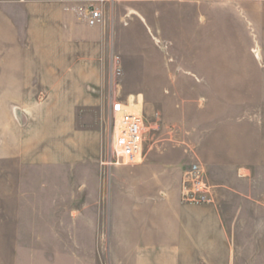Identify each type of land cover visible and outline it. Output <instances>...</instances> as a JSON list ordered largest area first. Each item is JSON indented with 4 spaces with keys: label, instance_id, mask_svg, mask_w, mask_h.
<instances>
[{
    "label": "rangeland",
    "instance_id": "rangeland-1",
    "mask_svg": "<svg viewBox=\"0 0 264 264\" xmlns=\"http://www.w3.org/2000/svg\"><path fill=\"white\" fill-rule=\"evenodd\" d=\"M16 2L0 0V190L16 174L23 211L0 223V264H63L72 247L114 264L118 212L195 161L234 264H264V0H73L104 9L100 42L53 18L62 0ZM113 95L147 120L135 164L113 147Z\"/></svg>",
    "mask_w": 264,
    "mask_h": 264
},
{
    "label": "crops",
    "instance_id": "crops-1",
    "mask_svg": "<svg viewBox=\"0 0 264 264\" xmlns=\"http://www.w3.org/2000/svg\"><path fill=\"white\" fill-rule=\"evenodd\" d=\"M29 1L16 3L25 7ZM72 1L62 0L65 10L53 18H61L66 31L73 27V33L84 41L104 39L106 23L91 25L88 15L92 9L85 10ZM249 174V169L239 173L243 178ZM181 179L182 174L170 184L158 180V188L147 185L142 197L126 206L125 214L118 212L121 223L114 230V264H234L237 249L229 230L232 223L225 222L217 205L184 203ZM13 180L12 187L0 190V223H22L21 182L16 174ZM83 201L84 195L79 193L76 202ZM64 211L78 223L86 221L84 209ZM64 255L63 264H98L96 251L90 254L72 247Z\"/></svg>",
    "mask_w": 264,
    "mask_h": 264
},
{
    "label": "built area",
    "instance_id": "built-area-1",
    "mask_svg": "<svg viewBox=\"0 0 264 264\" xmlns=\"http://www.w3.org/2000/svg\"><path fill=\"white\" fill-rule=\"evenodd\" d=\"M88 21L91 25L102 23V8H93L88 15ZM134 106H136L135 103L122 101L115 95L110 100V114L114 126L113 147L119 160L129 164H135L142 159L147 138L146 117ZM181 193L184 203H216V187L211 183L200 161L193 162L183 171Z\"/></svg>",
    "mask_w": 264,
    "mask_h": 264
}]
</instances>
